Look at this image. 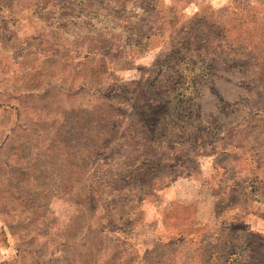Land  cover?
<instances>
[{"label":"rangeland","instance_id":"374dc122","mask_svg":"<svg viewBox=\"0 0 264 264\" xmlns=\"http://www.w3.org/2000/svg\"><path fill=\"white\" fill-rule=\"evenodd\" d=\"M152 1L128 28L154 36L121 57L118 32L100 45L58 33L74 1L0 0V264H245L212 249L216 231L264 240V182L243 184L242 146L264 159V115L251 136L238 128L264 109V0ZM184 40L209 68L200 112L179 124L146 88ZM165 114L160 130L192 145H149L133 120ZM168 154L180 178L154 168Z\"/></svg>","mask_w":264,"mask_h":264},{"label":"trees","instance_id":"16d2710c","mask_svg":"<svg viewBox=\"0 0 264 264\" xmlns=\"http://www.w3.org/2000/svg\"><path fill=\"white\" fill-rule=\"evenodd\" d=\"M74 1L80 6L79 10H73L64 5L60 6L58 11L55 14L56 24L60 25V34H63L67 39L73 41H80L84 39L97 38L100 42L97 41V44H101L102 40L108 38L114 33L118 32V36L124 40V46H119L120 52L117 51V54H120L121 57H126L129 55L130 47L141 46L142 43L150 37L154 36L149 32H139L136 34L137 29L128 28L131 25V21H135L139 16L140 12L142 15L151 13L153 10L158 8V5H155L152 0H67ZM129 5V7H128ZM161 9L166 8L163 5H159ZM130 23V24H129ZM67 26H66V25ZM134 31V32H132ZM91 36V37H90ZM130 40L133 44L127 45V40ZM180 48H172L170 53L166 55L163 61L160 63H154L152 65V70L150 72V86L151 89L146 88V93L150 94L153 91L156 93V97L159 98V101H163L165 109H167L168 104L172 106V111L176 110V120L181 124L184 122L183 118L186 117V120H190L194 117L197 111L193 109H199L198 102L196 101L197 97H201L203 93L202 85L200 84V79H204L205 83H208L206 79L208 76L207 69L208 65L204 63H199V61H191L190 58H194V55L190 53V44L188 41L184 40L181 43L177 44ZM128 47V48H127ZM117 50V49H116ZM101 52H111V48L104 46L100 49ZM166 72V74L162 73ZM168 71L170 73H168ZM153 94V93H152ZM154 95V94H153ZM149 110L148 107H146ZM256 113L260 114L259 117L250 118L249 120L244 119L243 123H238V128H241L248 135H252L251 131L254 132L257 130L256 127H248L251 124L257 125L262 120L261 117L264 115V109H256ZM171 110L167 109V113H170ZM167 114L160 115L158 117L155 126L145 125L144 119L135 118L134 121H138L142 125L140 126L145 132L147 141L149 145L155 147L167 146V149H173L174 147H179L180 145H192V137H185L184 133H181L180 136H170L166 135L164 131L162 132L161 126L164 124V119L167 118ZM194 122H197L198 119L194 118ZM204 127V125H202ZM203 127L199 126V130ZM166 128V126H165ZM175 128L170 129V134L175 132ZM207 130V128H204ZM160 131V133H158ZM244 147V153L247 156H251V162L247 165L248 167L254 168L249 169L247 177L243 179V184L247 188H251V192L256 190L260 184L264 182V177L260 176V171L264 168V159L258 155L257 147L248 145H242ZM182 154V152H181ZM169 155V158H168ZM165 159H158V162L154 165V168L165 167L168 172L171 174L173 170L177 168L178 177L180 178L181 170L184 171L183 165L180 160L171 157V154H168ZM129 173H133L130 171ZM181 175V176H180ZM161 182L165 179V176H161ZM176 178V177H175ZM174 178V179H175ZM160 180V179H158ZM171 182H168L167 187ZM131 187V185H129ZM257 202L263 203L264 200L257 199ZM132 202V201H131ZM128 213V212H127ZM125 213V214H127ZM217 240H220L217 243V247L212 249L216 253H224L227 257H234L232 261L237 262L238 259H241L245 254L248 256L244 260L245 264H264V240L259 237H254L253 240L244 239L241 235L235 234V231L228 230L224 228L222 230L216 231ZM219 234V235H218ZM229 238V240L227 239ZM237 240L230 245L231 242ZM238 240L241 243H238ZM226 251L224 252V249ZM252 254H256L259 257L263 256L260 262L253 259ZM252 259V260H250ZM258 259L257 261H259ZM210 261V258H209ZM211 262H214L211 258Z\"/></svg>","mask_w":264,"mask_h":264}]
</instances>
